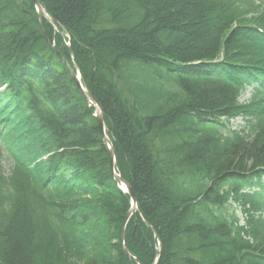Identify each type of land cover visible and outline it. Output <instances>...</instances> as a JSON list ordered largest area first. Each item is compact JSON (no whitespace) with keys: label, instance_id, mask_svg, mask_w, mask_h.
Masks as SVG:
<instances>
[{"label":"trees","instance_id":"trees-1","mask_svg":"<svg viewBox=\"0 0 264 264\" xmlns=\"http://www.w3.org/2000/svg\"><path fill=\"white\" fill-rule=\"evenodd\" d=\"M40 2L72 34L84 84L103 109L118 171L130 184L143 221L160 239L158 264H264V223L251 217L245 230H235L215 210L227 178L241 183V174L264 167V130L247 145L240 137L223 139L204 119L243 112L234 106V90L225 82L229 77L223 73L225 81L215 80L201 66H179L215 58L218 23L227 8L213 0ZM14 7V0H0V9L10 10L6 20L0 10V23L7 25L5 33L0 26V77L9 79L17 106L32 108L39 117L20 131L21 140L37 155V146L47 145L42 127L53 147L62 149L57 157L73 162L71 183L90 199L61 191V198L75 196L77 202L66 205L54 223L34 218L37 214L27 204L0 218V264H133L118 241L128 200L100 184L111 179L91 111L67 74H56L59 66L53 59L33 66L35 74H45L42 78L19 80L21 70L35 56L39 61L36 53L42 55L47 47L34 19L26 25L15 22ZM28 52L35 56L17 65ZM258 60L248 64L259 66ZM40 99L54 115L36 109ZM89 147L96 150L89 152ZM58 169L49 165L40 173L64 176L66 170ZM23 177L30 174L24 171ZM71 190L77 193L75 186ZM94 211L96 218L91 219ZM143 221H129L126 246L140 264H151L155 238ZM46 226L51 237L43 240Z\"/></svg>","mask_w":264,"mask_h":264},{"label":"bare ground","instance_id":"bare-ground-1","mask_svg":"<svg viewBox=\"0 0 264 264\" xmlns=\"http://www.w3.org/2000/svg\"><path fill=\"white\" fill-rule=\"evenodd\" d=\"M34 61H35V59L32 58V60L30 61L29 64H32ZM85 70H86L87 73H89V74H90V72L92 71L90 68H85ZM80 79H81L82 83H84V81H83V76H82V74H81V71H80Z\"/></svg>","mask_w":264,"mask_h":264},{"label":"water","instance_id":"water-1","mask_svg":"<svg viewBox=\"0 0 264 264\" xmlns=\"http://www.w3.org/2000/svg\"><path fill=\"white\" fill-rule=\"evenodd\" d=\"M98 122H99V124H100V126L102 125V118L101 117H99L98 118ZM109 157H110V161H111V165H112V161H113V152H109Z\"/></svg>","mask_w":264,"mask_h":264},{"label":"rangeland","instance_id":"rangeland-1","mask_svg":"<svg viewBox=\"0 0 264 264\" xmlns=\"http://www.w3.org/2000/svg\"><path fill=\"white\" fill-rule=\"evenodd\" d=\"M244 95H245V96H243V97L240 99V101H242V100H244V99H246V98H247V94H244ZM126 154H127V153H126ZM126 154H125V156H124V157H125V159H127V156H128V155H126ZM127 160H128V159H127Z\"/></svg>","mask_w":264,"mask_h":264}]
</instances>
